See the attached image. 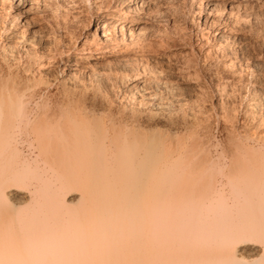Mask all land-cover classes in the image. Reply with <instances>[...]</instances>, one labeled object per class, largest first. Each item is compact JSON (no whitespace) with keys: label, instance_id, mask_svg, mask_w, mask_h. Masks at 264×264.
Returning a JSON list of instances; mask_svg holds the SVG:
<instances>
[{"label":"bare ground","instance_id":"1","mask_svg":"<svg viewBox=\"0 0 264 264\" xmlns=\"http://www.w3.org/2000/svg\"><path fill=\"white\" fill-rule=\"evenodd\" d=\"M93 1L95 14L92 17L84 20L78 15L72 16L73 25L67 17L61 19L64 22L61 24L62 32L58 34L61 30L58 21H54V28L50 27L48 19L51 20V17H45L46 8L39 1L0 0V264H264V248L257 245L244 244L230 250L235 241L264 240V146L255 149L234 141L235 152L231 153L230 164L223 166L219 160L214 161L209 156L208 148L205 149L203 143L207 141L200 137L198 128L209 131V127L204 124V119L202 123L194 117L198 109L193 115L194 120L190 123L182 121V126L174 132V140L169 136V141L168 136H161L158 130L151 131L153 125L148 123V118L147 122H143L134 114L130 119L115 118L114 115L98 117L95 115V102L88 105L75 100L77 95L75 98L71 97L72 94L69 96L66 87L61 90L62 96L59 92L48 90L53 82L50 79L53 68L57 81L64 87L65 82L81 76L84 70L87 72L86 69H91L89 72L93 73L95 67L102 64L113 67V63L115 69L122 67L124 74L121 76L126 75L124 78L128 74L132 76V73L136 76L137 66L131 68L136 61L144 62L142 67L139 64L141 68L145 67L144 70L152 66L145 63L154 61L156 65L155 59L141 52L144 48L140 51L142 54L133 60L129 56L115 60L130 45L141 44V48L142 45L145 48L150 46L147 51L157 46L158 41L143 37L147 28L146 20L141 17L143 12L157 11L152 10L157 5H153L156 0ZM262 6L264 4L259 0H225L223 11L218 14L221 15L219 21L209 18L210 10L204 21L208 20L212 26L221 24L222 29L209 36L213 44L205 48V55L216 53L229 43L239 42L234 32L238 24H234L248 12L264 8ZM160 44L158 42V46ZM156 46L152 48L154 52L162 50L161 46ZM233 67L237 68L233 65L229 69L235 71ZM125 68H129L128 71L131 69V74ZM163 71L166 74L167 69ZM172 72L166 75H172ZM212 72L210 81H216ZM239 72L244 74L241 70ZM238 73V80L236 74L235 77L234 74H226L223 79L226 82L211 86L218 96L214 101L210 102L212 91L211 97L201 96L204 95L201 91L207 87L202 86L201 95L197 93L200 95V106L205 105L204 101L209 98L205 106L211 109L214 106L217 108V105L222 107L224 98L228 100L236 92L238 96V91L242 90L241 84L248 81L246 75L243 77ZM134 76L131 81L135 84L131 90L140 88L146 79H134ZM207 78L203 77L201 82L205 80L203 83L207 84ZM107 103L109 110L111 104ZM201 108L204 109L203 106ZM228 115V121L232 120ZM261 137L259 140L262 139L264 144V137ZM23 145L32 148V158L22 157ZM219 176L237 183L235 196L246 206L255 205L251 214L242 210L238 215L242 220L229 219L224 207L220 206L224 211L222 214L219 207V212L208 208L215 201L218 191L215 179Z\"/></svg>","mask_w":264,"mask_h":264},{"label":"rangeland","instance_id":"2","mask_svg":"<svg viewBox=\"0 0 264 264\" xmlns=\"http://www.w3.org/2000/svg\"><path fill=\"white\" fill-rule=\"evenodd\" d=\"M37 1H39V3L41 4V6L44 9L46 8L45 9V17L46 18H48L49 16L51 17V18L49 17L51 20L48 19V24L50 25V27H53V28H54V23L58 21L57 24L59 23L58 25H60V29H61V24H63L62 22H64L61 19L65 20L66 17H67V20L69 19L71 21L70 23H72L73 22L72 21L73 20L72 18L75 17L76 15H78L79 18H81V19L88 20L90 17H92L95 14V9H94V6H93L94 5L93 4L94 3L93 0H84V1L83 0H75V1L74 0H37ZM170 1L171 0H156V1H154V4L153 5H155V4H157V5H155L154 8L152 7L153 8L152 10L155 9L157 11H151L150 10V12L149 11L148 12H143V15L141 14V17L143 18V20H146L145 23H146V28H147V30H146L147 33H145L146 35H144L143 37H145L146 39L148 38V39H151V40H153L155 42L158 41L159 43H161L158 46V42H157L156 43L157 46L156 45L155 46L156 47H159V48L161 46L162 48H160V49H162L161 50L162 52L159 51V49L156 50V48H155V50L158 51V52H154V50H153L154 47H155L154 44H153L154 47H151V50H153V51H151L150 49H149L150 51L149 50L147 51V49L150 46H148V48H145L142 45V48H141V44H137V45H140V46H137L136 44H134V46L132 45V47H131V45L129 46V49H130V47L132 49V50L130 49L131 52H130L129 49H126V52H125L126 54L125 53L120 54V55L116 56V59H115V60H119V59L122 60V59H125V57L127 58L129 56L128 58L131 59V57H132V60H133L135 58V56H138L139 54H142L143 53L145 55H148V56L152 57L153 60L155 59L156 65L153 64L154 61H150L152 64L149 63V62H148L149 64L148 63H145L148 66L149 65H152V66L151 67L149 66V67H147L148 69H145L144 70L145 67L144 68H141L142 65H144L143 64L144 62L143 63L141 62L142 63L141 64L138 61H136V64H134V66H131V65H129V66H131V68L132 67L135 68V65H136L137 68H135V70L137 69L138 71L137 70L136 71L139 72L142 75H140L139 73L135 72L136 73L135 74L136 76H134L133 73H132V76H130L128 74V72L130 73L131 69H130V71H128L127 69H129V68H125L126 69L125 71H128L127 72L128 75H127L126 78H124L126 75L125 76H121V75L124 74L123 73L124 72V69L123 70L121 69L122 67L121 68H118L119 71H120V73H118L119 71H118L117 68H116L117 71L116 72L114 71V69H115L114 66L115 65L113 63L111 65L113 67L108 66V67H110V68H108V67H106L105 64L104 65L102 64V62H103L102 61L101 62L102 66L100 65L99 67H95V70L92 69L95 72L92 71L93 73H91V72H89L91 69H86L87 72L85 70H84L85 72L83 71L85 74L82 72L81 76L79 75L80 77L78 76L76 78H73L71 80H68L67 82H65L64 87H62L60 85L59 81H57V78H56L57 77V74H56V71H54V68H53L52 69L53 70L52 71L53 74L51 73L52 75H50V79L53 80V82H52L53 84L51 83V86H50V88H48V90L51 91V92H54V93L55 92L56 93L59 92L60 93V96H62V94H61L62 91L61 90H63L62 88H65L66 87L67 93L69 94V96H71L70 94H72L71 97L75 98L76 95H77V97L75 98V100H78L79 99L81 102L88 103V105L89 104H93L95 102L94 103L96 105L95 106V109L97 110V111H95V115L98 116V117L99 116L100 117L101 116L102 117H105L106 116L105 118H107L109 115H112V116L114 115L115 118L116 117L117 118L118 117L119 118L121 117V118H129L130 119V117L134 114L135 116H137L138 118H140L142 121L144 120L143 122H147V118H148V121H149L148 123H150V125H153L151 131H153V132L155 131L156 132L158 130L161 136H163L164 134H165V136H163V137H167L168 136L167 137L168 140H169V136H171L170 137V139L172 138L171 140H174V138H173V136L175 134L174 132L176 131V129L178 131L179 128H180V126H182L181 125V123H183L182 121L187 120V122L189 121L188 123H190V121L192 122V120H194V117L199 122H202L203 119H204V122H205L204 124L208 125L209 131H207L203 127H201V128L199 127L198 128L199 129V132L201 133L200 134V137L202 139H204V142L207 141V142L203 143V141L201 139V142L204 144V146H206L205 149L208 148L207 151H209V156L214 161L217 159V160L220 161V163L223 166H228L230 164V161H231V156L235 152V143H234V141L235 142L238 141V143L240 142L241 144L243 143L242 146H251V147H254L255 149L258 148L259 146H264V144H262V142H261L262 139L259 140V138L261 136L264 137V134H262V133H264V119H262V118H264V93L261 92V91H264V83H262V82H264V79H262V78H264V8H262L261 10L255 9V10H253L252 13L251 12L250 13L248 12V15L246 14L247 17L246 16L245 17L243 16L242 19H239L240 21L238 20V22L234 24V25H237L238 24V26L240 25V28L241 29L238 26H236V28H234L235 31L233 29V31L235 32V35L237 36V39H239L240 41L238 42V40H237V41L231 43L232 45L230 43H229L230 45L229 44L228 45H224L226 48L223 47V49L225 48L224 50L225 51H228L229 54H228V52H225L222 49V50H219L218 52H216L217 54L215 52H213L214 54L213 53H209L208 55H205V52H204L205 48L208 47V46H211L213 44L212 41H211V39L209 40V38L212 37L211 35H213L214 32H219L222 29V25L220 24V25L212 26V23L211 22H209L208 20L207 21H204V19H206V17L208 16V13L211 10V12L209 13V18L211 17V19L216 20V21H219L220 18H218V17H220L221 15H218V14H221L222 13V11H223L222 10L223 9V4H224L225 0H172L171 2ZM259 1H260L261 4H264V0H259ZM76 7H78V8H76ZM262 7H264V6H262ZM215 9H217V10H215ZM256 10H258L259 12H257ZM74 11H75V13H73ZM69 13L72 14V15L69 16ZM144 13H146V15ZM252 14H253V16H252ZM254 14H256V15H254ZM65 15H67V16H65ZM148 16H149V18H148ZM55 17H56V19H55ZM148 19H149V21H148ZM60 20H61V22H60ZM165 20H166V22H165ZM73 24L74 23H72V25ZM231 24H233V23H231ZM225 25H230V23H227V24L225 23ZM238 30H240V31L238 32ZM61 32H62V29L59 30V33L58 34H60ZM185 32H186V34H185ZM201 34H203V35H201ZM163 35L165 36V39H164V36ZM178 35H179V38H178ZM149 36H152V37L149 38ZM209 36H211V37H209ZM182 38H184V39H182ZM162 40H164V41H162ZM166 40H168V41H166ZM206 43H208V44H206ZM139 47H140V50H139ZM239 47L241 48V50H240ZM136 48L139 51H137ZM143 48L145 50H142ZM135 49H136V51H135ZM196 49H197V51H196ZM127 50H129V52H127ZM198 50H200V51H198ZM223 52H224V54H223ZM151 54H153L154 56L151 55ZM191 56H192V58H191ZM208 56H209V59H208ZM206 57H207V59H206ZM234 58H235V60H234ZM219 59H220V61H219ZM209 60H211L212 62L209 61ZM157 61H158V64H157ZM235 61H237L238 63L235 62ZM133 62L134 61H132L131 63H133ZM197 62H199V63H197ZM115 63H117V62H115ZM131 63H128V64H131ZM187 63L190 64L189 67H187L188 66ZM193 63H194V65H193ZM229 63L231 64V66H233V65L237 66V68L236 67L235 68L233 67L235 71L237 69H239V70L236 71V72L233 71V70H230L229 68H231V66L229 67V65H230ZM139 64H140L141 67L139 66ZM116 65H117V67H119V64H116ZM160 65L162 66L161 68L159 67ZM227 65H228L229 68H227ZM126 66H128V65H126ZM156 66H157V68H156ZM134 68H133V70H134ZM166 69H167V72H169V71H174V72L171 73L172 75L167 76L166 75L167 72L165 74L164 71H163V70L166 71ZM178 69L181 70V71H179ZM150 70L151 71L153 70L152 72H154V73L152 74V72H150ZM176 70H178L177 71L178 74L175 73ZM240 70H241V73H244V74H240V72H239ZM218 71H221V72H218ZM242 71H245V72H242ZM156 72H158V73H156ZM210 72L215 73V74L217 73L216 76H215V74H212L213 76L211 75L213 77V79L214 78H217L216 81L215 80L210 81V78H211L210 77V74H211ZM232 72H235V73H232ZM237 73H238V75L240 74V76L243 75V77H246L247 76L246 78H247L248 81H244L245 83L241 84L242 85V88L240 87L242 90L239 89L240 91H238L239 94H241L244 98L241 95L239 96V94H238V96H236L237 95V92L235 93L236 95H233L234 97L232 96V98L230 97V99L227 98L228 100H226L224 98L225 100L223 99L222 100L223 102L221 101L222 107H224V106H227L228 108L232 107L230 109H228L226 107L227 108V111H226V108L225 107H224L225 109H223L220 105H217L218 106L217 108H216V106L212 107L213 109H211L208 106H205V105H207V103L209 101V98H206V99H208V101L207 100L204 101L206 104L205 103H202V104H205V105H202L201 104L204 107V109H202L201 108L202 106H200V104H199L200 102H199V99H198V96L201 95V93H200L201 87L202 86H207V87H205V91L204 90L201 91V92H204V95H201V96L203 98L205 97V95H206V97H211V95L213 94V96L215 95L216 97L214 98L212 96V99L210 100V102L211 101H214L215 99H217L218 96L216 94H214L215 91H213V87L211 89V86H213L215 83H218V82H221V83L222 82H226V80L225 81L223 80V79H225L226 74H227V76H230V75L234 74L233 77H235V74H236V80H238L237 79V77H238L237 76ZM137 74L139 76H137ZM144 74H146L147 76L144 75ZM151 74L154 75V76H151ZM192 74H193V76H192ZM109 75H111V76H109ZM203 75H205V76H203ZM244 75H246V76H244ZM118 76H119V78H118ZM133 76H134V79H135V77H137V78L138 77H144V78H146L145 79V82H147V83L144 82V84L142 86H140V88L139 87L138 88H132V90H131V86L134 83V82L131 81L133 79ZM202 76L205 77V78H207V76L209 77V78L206 79L207 84L203 83V81L205 82V80H202V82H201V79L203 78ZM155 77H158L157 78L158 80ZM249 78H251V79L249 80ZM54 79H56V80L54 81ZM77 79H80V80H77ZM126 79H127V81H126ZM147 79H149V81ZM120 80H122V82L123 83L125 82V83L122 84V82ZM152 80L155 81L154 82L155 84L153 83ZM174 80H175V82H174ZM207 80H209L210 82H208ZM158 81H159L160 84H158ZM68 82H69L70 85L68 84ZM211 82H213V84ZM237 82L238 81H236L235 83H237ZM112 83H114V84H112ZM126 83H128V84H126ZM208 83H210V84H208ZM248 83H249V85H248ZM253 83H254V85L251 86ZM111 84L114 85L116 88L113 87ZM121 84L124 87L121 86ZM163 85H164V87H163ZM83 86H84V88H83ZM96 87H98V88H96ZM253 87H254V89L255 88L256 89L254 90ZM78 88H79V90H78ZM178 88L181 91H179ZM198 88H200L199 91H198ZM206 88H208V89L210 88L209 91H207L208 89H206ZM202 89H204V87H202ZM257 89H259L261 91H259ZM71 90H74V91L71 92ZM141 90H143V91H141ZM193 90H194V92H193ZM243 90H244V92H243ZM191 91H192V93H191ZM211 91H212V94H211ZM69 92H71V93H69ZM205 92H207L208 94L207 93L205 94ZM254 92H255V94H254ZM132 93H133V95H132ZM136 93L138 95H136ZM197 93H200V95L197 94ZM159 94H160V96H159ZM209 94H210V96H209ZM179 95H181V96H179ZM187 95H189V96H187ZM257 95H258V97H257ZM139 96H141V97H139ZM121 98H123V99H121ZM193 98H195L194 99L195 101L192 100ZM93 99H95V100H93ZM133 99H134L135 102L133 101ZM103 101H105V103ZM107 102L108 103L110 102L109 105L111 104V109H109V110H108V108H106L107 107V105H106ZM259 102H261V103H259ZM191 103H192V105H191ZM230 103H232V104H230ZM243 103H244V105H243ZM235 104H237V106ZM250 104H252V105H250ZM97 105H99V106H97ZM157 106L159 108H156ZM199 106H200V108H198ZM219 106H220V108H219ZM233 107H235V109ZM208 108L211 109V110L208 111L209 110ZM199 109H201V110H199ZM205 109H208V110H206V112H205ZM219 109L222 110V111L220 112ZM231 109H232V114H230L231 113ZM261 109H262V111H261ZM195 110H197V112ZM244 110H245V112H244ZM253 110H254V112H253ZM176 111H177V113H176ZM182 111H184V112H182ZM189 111H190V113H189ZM224 111H226V112H224ZM193 112H194V114H193ZM195 112L197 114H200V115H198L200 118L197 116V114ZM200 112H202V113H200ZM216 112L219 115H217ZM118 113H119V116H118ZM184 113H186V114L184 115ZM206 113H208V114H206ZM249 113H250V115L252 117L249 115ZM120 114H121V116H120ZM234 114L236 116H234ZM193 115H195V116L193 117ZM227 115L230 116L229 119L232 117L231 119L233 121L232 120H229L228 121ZM231 115H233V116H231ZM259 115H261V116H259ZM234 117H235V120L233 119ZM180 119H181V121H180ZM205 119H207V120L205 121ZM232 122L235 123V124H233ZM163 123H164V125H163ZM167 123H169V124H167ZM222 123H224V124H222ZM230 123H232V124H230ZM222 125H224V126H222ZM229 125H231V126H229ZM232 125H234V128H233ZM174 127H175V129H174ZM225 127H228V128H225ZM163 128H165V129H163ZM203 129H204V131H203ZM218 130H220V131H218ZM164 132H166V133H164ZM231 133H234V134L231 135ZM204 134H206V135H204ZM253 135H254V137H253ZM256 135H258L259 137L257 136L258 137L257 138ZM244 136H247V137L245 138ZM228 138H230V139H228ZM246 139H251V140H246ZM171 140H169V141H171ZM232 140H233V143H231ZM171 143H174V142L172 141ZM226 144L227 145L229 144V145L227 146ZM233 144H234V146H233ZM173 146H174V144H173ZM21 148H22L21 151H23L22 152L23 153V156H22L23 158H27V157L29 159L32 158V155L34 154V151H32V148L28 149L29 147H27V145H23V147H21ZM214 150H216V151H214ZM215 181H216L215 182V188H216V190L218 189V191L216 192L217 195L215 193V198H214L215 201L213 200L214 201V202H212L213 204L211 203V206L212 205L213 206L212 207L209 206L208 208H211V210H215V211L218 210V212H219V209L221 208L220 206H222V208L224 207L223 209H224L225 212L221 208L220 210H222V211H220V213L221 212L226 213V215L228 217L224 214L225 217H227L229 219L230 218H239V219L241 218L240 220H242V217L241 216H238V215L240 214V212L242 210L245 211V212H247V213H249V214H251L253 212V209H254L255 205L246 206L243 203L242 200L238 199L235 196V190L234 189L237 186V185H235L237 183H233V182L229 181L228 179H226L225 177H222V176L217 177L215 179ZM217 184H218V186H217ZM218 192H219V194H218ZM217 197H218V199H217ZM218 200H220L219 201V204L217 203L219 206H217V204H216V202H218ZM220 202L223 203V204H220ZM214 204H215V207H214ZM236 205L239 206V207H237ZM232 206H234V207H232ZM217 207H219V209ZM234 215H235V217H234ZM244 244L245 245L253 244V245H257L260 248H264V240H262V239H259V240L246 239L244 241L243 240L235 241L230 246V250L231 251L232 250H236L238 247L243 246Z\"/></svg>","mask_w":264,"mask_h":264}]
</instances>
